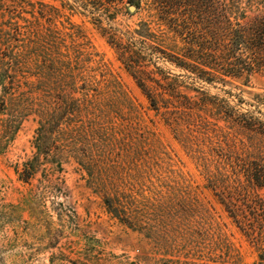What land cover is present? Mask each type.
Wrapping results in <instances>:
<instances>
[{
  "label": "rangeland",
  "instance_id": "1",
  "mask_svg": "<svg viewBox=\"0 0 264 264\" xmlns=\"http://www.w3.org/2000/svg\"><path fill=\"white\" fill-rule=\"evenodd\" d=\"M153 1L0 0V264L264 248V70L198 72L211 0ZM250 1L219 0L238 17Z\"/></svg>",
  "mask_w": 264,
  "mask_h": 264
},
{
  "label": "trees",
  "instance_id": "2",
  "mask_svg": "<svg viewBox=\"0 0 264 264\" xmlns=\"http://www.w3.org/2000/svg\"><path fill=\"white\" fill-rule=\"evenodd\" d=\"M160 2L154 0L153 4L160 6ZM250 2V14L243 12L238 17L235 13L230 14L225 2L211 0L208 26L201 13L195 16L194 69L206 74L218 68H227L234 74L264 70V0ZM145 95L150 108L158 111L160 105L157 100L150 92H145ZM105 201L111 207L109 197H105ZM113 209L112 213L118 216L117 210ZM253 264H264V248L260 249Z\"/></svg>",
  "mask_w": 264,
  "mask_h": 264
},
{
  "label": "water",
  "instance_id": "3",
  "mask_svg": "<svg viewBox=\"0 0 264 264\" xmlns=\"http://www.w3.org/2000/svg\"><path fill=\"white\" fill-rule=\"evenodd\" d=\"M128 8H129V10H134V9H135V6H134L133 4H130V5L128 6Z\"/></svg>",
  "mask_w": 264,
  "mask_h": 264
}]
</instances>
